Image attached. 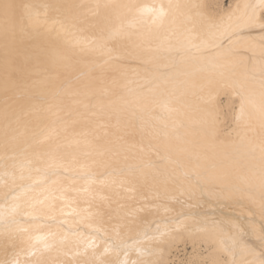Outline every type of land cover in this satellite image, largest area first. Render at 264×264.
I'll use <instances>...</instances> for the list:
<instances>
[{"label":"bare ground","instance_id":"bare-ground-1","mask_svg":"<svg viewBox=\"0 0 264 264\" xmlns=\"http://www.w3.org/2000/svg\"><path fill=\"white\" fill-rule=\"evenodd\" d=\"M222 1L0 0V264H264V0Z\"/></svg>","mask_w":264,"mask_h":264},{"label":"rangeland","instance_id":"rangeland-1","mask_svg":"<svg viewBox=\"0 0 264 264\" xmlns=\"http://www.w3.org/2000/svg\"><path fill=\"white\" fill-rule=\"evenodd\" d=\"M232 1H234V0H232ZM223 2V5L225 6V7H228L229 5H231L230 4V2H231V0H223L222 1ZM225 100H226V96L225 95H223V97H222V101L224 102L223 104H225ZM236 105V104H235ZM223 112H224V114H225V120H224V123H225V125H224V128L226 129V130H229L230 129V126H232V124H233V120H232V108L230 109L227 105L226 106H224L223 107ZM182 244V245H181ZM188 243H180L179 244V248H178V250H176L175 251V253L177 254L176 255V257H174V255H172V258L173 259H175V260H172V264H174V262L173 261H175V264H184V260L183 259H185V257H186V255H187V253L189 252V251H191V244L189 243V245H187ZM184 246V247H183ZM186 246V247H185ZM178 252V253H177ZM174 253V252H173Z\"/></svg>","mask_w":264,"mask_h":264}]
</instances>
